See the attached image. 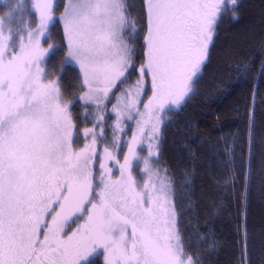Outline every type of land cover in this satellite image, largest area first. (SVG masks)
I'll use <instances>...</instances> for the list:
<instances>
[{
    "label": "snow or ice",
    "instance_id": "1",
    "mask_svg": "<svg viewBox=\"0 0 264 264\" xmlns=\"http://www.w3.org/2000/svg\"><path fill=\"white\" fill-rule=\"evenodd\" d=\"M29 5V15L38 20L34 28L30 20L15 18L19 5L0 13V264H87L98 249L104 264H200L199 252L188 247L204 237L194 241L190 234L186 244L178 226L175 176L153 161L160 154L161 113L193 91L225 0H143L144 62L138 68L124 36L139 31L126 0H66L58 17L55 0H29ZM57 22L61 45L44 48L41 37ZM60 46L66 47L62 68L78 66L87 89L79 100L96 107L93 127L84 129L85 139H92L79 151L72 148L73 102H64L60 76L45 82L51 74L45 62ZM240 67L248 71L250 64ZM132 71L138 78L127 85ZM146 77L152 95L141 110ZM121 85L126 86L111 108L113 138L99 154L105 102ZM133 119L136 128L124 141V122ZM125 143L121 163L114 149ZM145 144L147 155L141 156ZM98 155L100 188L95 191ZM109 162L118 167V179H112L115 167ZM140 163L146 176L142 186L133 175ZM85 212V223L65 237Z\"/></svg>",
    "mask_w": 264,
    "mask_h": 264
},
{
    "label": "trees",
    "instance_id": "2",
    "mask_svg": "<svg viewBox=\"0 0 264 264\" xmlns=\"http://www.w3.org/2000/svg\"><path fill=\"white\" fill-rule=\"evenodd\" d=\"M65 2L55 0L57 17L63 12ZM126 4L130 6L128 15L136 18L139 29L134 37L129 35L130 30L124 33L133 46L138 68L144 62L143 0H126ZM3 10L0 4V13ZM233 12L237 13L235 18ZM26 14V23L30 20L31 26H36V16H30L29 10ZM62 38L63 31L57 22L45 43L61 45ZM65 52L66 47L60 46L46 60L44 66L51 74L45 78L60 76L63 100L73 102L70 110L79 137L83 128L92 125L96 107L79 100L83 89L79 67L66 64L62 68ZM262 61L264 0H237L236 5L225 0V11L215 26L207 59L194 77L193 91L178 109L161 113L160 154L154 162L156 167L168 168L175 176L173 192L178 226L186 244L190 234H194V241L204 237L202 242H193L188 247L189 252H199L200 264H264ZM244 63L250 64L248 71L241 69ZM138 75L132 71L127 85ZM146 86L143 103L149 95L147 77ZM85 108L91 111L90 117ZM105 108V136L98 138L99 147L113 138L112 101H107ZM100 127L96 126L97 133ZM88 139L91 141L92 137ZM80 140L77 138V144ZM127 140L130 138H124ZM89 264H101L100 255Z\"/></svg>",
    "mask_w": 264,
    "mask_h": 264
},
{
    "label": "rangeland",
    "instance_id": "3",
    "mask_svg": "<svg viewBox=\"0 0 264 264\" xmlns=\"http://www.w3.org/2000/svg\"><path fill=\"white\" fill-rule=\"evenodd\" d=\"M0 4L4 6V10L2 12H6L8 11V8L11 6V5H19V7L16 8L15 10V18L17 20L19 19H23L25 22L27 20V10H28V7L30 6L29 5V0H0ZM14 27H21L22 25L20 24H14L13 25ZM36 27V26H34ZM33 27V28H34ZM45 37H41V45L44 47V48H47L48 45L45 43ZM16 40L17 42L19 41V36L16 37ZM148 78V83H149V95H148V98L152 95V91H151V78L150 77H147ZM51 79H54V78H45V82H47L48 80H51ZM82 86V85H81ZM193 88V87H192ZM85 91H87L86 88L83 87L82 91H81V94L82 95ZM121 92V90H119L118 92L114 91L113 94H111V97H110V101H112V104H114L116 102V96L119 95ZM188 97V96H187ZM65 102V101H64ZM83 102V101H82ZM107 102V101H106ZM105 102V103H106ZM183 102V101H182ZM181 102V103H182ZM84 103V102H83ZM254 101H252V105H253ZM142 104L143 102L139 105V107L141 108L142 110ZM87 105H94V104H87ZM179 106H175V105H172V104H168L166 105L165 109H164V112L168 113V111H174L176 109H178ZM96 111L93 112V114L95 115ZM87 117H90L92 114H91V111H87L86 113ZM93 127V124L90 125L88 128H92ZM124 127H125V132L121 133L120 135L122 136V139L124 140V138H130L132 137V132L133 130L136 128V121L135 119H133L132 121H127L125 120L124 122ZM76 128V127H75ZM84 129L83 128L81 130V133L79 134V137L81 138V140L79 141V143L77 144V138H79L78 136L76 137L77 133H76V129H74V136L76 138H74L73 140V143H72V148L73 150L75 151H79L81 148L84 147V145L88 142H90V140L88 138L91 137V135L88 136L87 140L85 139V136H84ZM129 131V132H128ZM76 142V143H75ZM142 150L140 151V155L141 156H144V155H147V147H146V144L145 145H142L141 146ZM101 149V150H100ZM103 149H104V145H101L99 147V144H98V153L99 154H102L103 153ZM117 152L118 154V159L120 160V162L122 163L123 162V158H124V154L127 152V145L123 144L122 148L121 149H116L114 150ZM121 154H123L121 156ZM153 165L154 167H156L155 165V162L153 161ZM142 163L138 164L136 167H135V170L133 172V175L135 177V179L137 180L138 184L139 185H143V182L144 180L146 179V176H144L143 174H141L140 172V169L142 167ZM108 167H115V170L114 172L112 173V179H118L119 176H120V172H119V169L117 166H114L111 162L108 163ZM94 174H95V177H96V187H95V191H99V188H100V184H99V175H100V155L97 156L96 158V161H95V165H94ZM96 199L98 200L99 198L96 197ZM86 218H87V213L85 212L84 215L80 216L78 219L79 221H81L82 223H85L86 221ZM77 228V226H76ZM105 255V254H104Z\"/></svg>",
    "mask_w": 264,
    "mask_h": 264
},
{
    "label": "flooded vegetation",
    "instance_id": "4",
    "mask_svg": "<svg viewBox=\"0 0 264 264\" xmlns=\"http://www.w3.org/2000/svg\"><path fill=\"white\" fill-rule=\"evenodd\" d=\"M211 43L209 44L210 47ZM207 59V58H206ZM47 219L50 221L51 220V216H48ZM84 224L81 221H79V219H76L74 222H72L70 224L69 227H67L66 232L63 234L65 237H67L68 235H70L72 233L73 230L76 229V226ZM41 239L43 238V233L41 232ZM98 255H100V260H101V264H104V252L102 249H98L97 253L94 254L92 257L89 258V261L87 262V264L92 263L94 261H97Z\"/></svg>",
    "mask_w": 264,
    "mask_h": 264
}]
</instances>
